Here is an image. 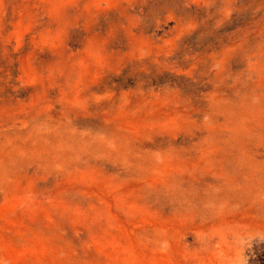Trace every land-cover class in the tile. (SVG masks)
<instances>
[{
  "label": "rangeland",
  "instance_id": "374dc122",
  "mask_svg": "<svg viewBox=\"0 0 264 264\" xmlns=\"http://www.w3.org/2000/svg\"><path fill=\"white\" fill-rule=\"evenodd\" d=\"M0 264H264V0H0Z\"/></svg>",
  "mask_w": 264,
  "mask_h": 264
}]
</instances>
